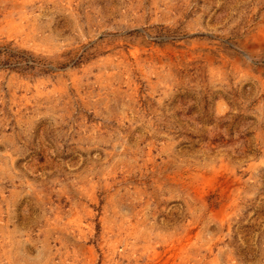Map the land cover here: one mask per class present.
Instances as JSON below:
<instances>
[{
  "label": "rangeland",
  "instance_id": "obj_1",
  "mask_svg": "<svg viewBox=\"0 0 264 264\" xmlns=\"http://www.w3.org/2000/svg\"><path fill=\"white\" fill-rule=\"evenodd\" d=\"M0 264H264V0H0Z\"/></svg>",
  "mask_w": 264,
  "mask_h": 264
}]
</instances>
